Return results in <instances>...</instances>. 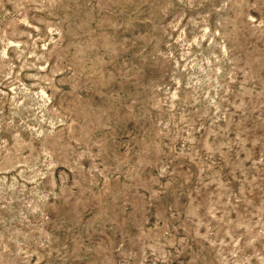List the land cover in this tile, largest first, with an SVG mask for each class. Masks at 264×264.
<instances>
[{"label":"rangeland","instance_id":"1","mask_svg":"<svg viewBox=\"0 0 264 264\" xmlns=\"http://www.w3.org/2000/svg\"><path fill=\"white\" fill-rule=\"evenodd\" d=\"M0 264H264V0H0Z\"/></svg>","mask_w":264,"mask_h":264}]
</instances>
